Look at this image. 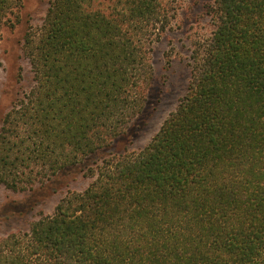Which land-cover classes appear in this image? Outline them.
<instances>
[{"label":"trees","instance_id":"obj_1","mask_svg":"<svg viewBox=\"0 0 264 264\" xmlns=\"http://www.w3.org/2000/svg\"><path fill=\"white\" fill-rule=\"evenodd\" d=\"M186 0H52L0 127V189L89 179L0 237V264H264V0H214L186 93L141 150L151 51ZM22 0H0V41Z\"/></svg>","mask_w":264,"mask_h":264},{"label":"rangeland","instance_id":"obj_2","mask_svg":"<svg viewBox=\"0 0 264 264\" xmlns=\"http://www.w3.org/2000/svg\"><path fill=\"white\" fill-rule=\"evenodd\" d=\"M52 0H22V8L10 17L0 41V127L5 113L24 90L32 86L28 61L22 44L30 28L41 25ZM214 0H186L179 17L160 41L152 46V86L144 114L132 125L117 149L129 144V152L143 149L158 133L164 121L175 111L186 93L190 78L192 51L206 41L214 29L208 6ZM90 180L80 169L60 178L50 189L15 193L0 189V237L26 230L32 221L53 213L68 190L83 191Z\"/></svg>","mask_w":264,"mask_h":264}]
</instances>
